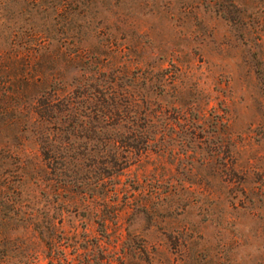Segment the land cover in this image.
Masks as SVG:
<instances>
[{
	"label": "rangeland",
	"instance_id": "rangeland-1",
	"mask_svg": "<svg viewBox=\"0 0 264 264\" xmlns=\"http://www.w3.org/2000/svg\"><path fill=\"white\" fill-rule=\"evenodd\" d=\"M0 58L51 87L0 144L74 263L264 264V0H0Z\"/></svg>",
	"mask_w": 264,
	"mask_h": 264
},
{
	"label": "trees",
	"instance_id": "trees-1",
	"mask_svg": "<svg viewBox=\"0 0 264 264\" xmlns=\"http://www.w3.org/2000/svg\"><path fill=\"white\" fill-rule=\"evenodd\" d=\"M4 61V58L0 60V78L6 77L8 80L0 79V129L3 131L12 129L15 130V133H19L25 130L28 125L33 127L37 119L16 114V109L24 107L26 98L35 99L49 94L51 87L49 83L40 85L35 83L28 70L22 71L18 74L19 76L13 78L7 74V70L5 71L4 66L6 65L2 64ZM89 86L92 89L89 97L108 94L107 87ZM84 89H87V86ZM71 95V92H65L62 96L54 97L55 101L50 106V110L57 109L61 113L68 112V108H58L55 102H70ZM44 111L48 110L44 109ZM91 111L100 110L92 108ZM41 115L39 114V117ZM46 115L50 118L54 117L53 114ZM59 118L62 119V116ZM44 120L48 121L47 118ZM68 126H71V123L61 124L57 129L65 130L68 129ZM40 151L43 160L52 157L46 140H41ZM0 167L3 168L0 173V264H36L40 253L47 259V264H113L111 259H105L104 256H100L92 262L89 258L83 257L74 263L72 258L67 256L66 238L58 226L61 218L55 221L48 211L35 209L32 207L33 203L21 196L19 184L23 180V175L32 176V172L27 169V159H21L8 146L0 144ZM99 245L98 241L92 240L93 247L98 248ZM72 246L73 249L77 248L75 245ZM84 249L86 250L87 246ZM90 251L87 250L89 253ZM76 255L78 256V254ZM12 257L14 258L12 259ZM116 264H122V260Z\"/></svg>",
	"mask_w": 264,
	"mask_h": 264
}]
</instances>
